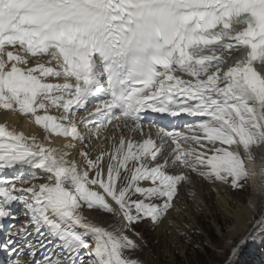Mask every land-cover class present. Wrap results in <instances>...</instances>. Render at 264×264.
<instances>
[{
	"label": "snow or ice",
	"instance_id": "snow-or-ice-1",
	"mask_svg": "<svg viewBox=\"0 0 264 264\" xmlns=\"http://www.w3.org/2000/svg\"><path fill=\"white\" fill-rule=\"evenodd\" d=\"M254 62L264 65V0H0V110L34 122L44 141L80 144L49 147L0 123V174L20 169L0 175V229L12 221L0 239L8 264H143L126 233L161 224L192 176L242 191L258 175L251 149L264 144V75ZM149 110L196 119L183 131L153 124L159 145L150 130L140 142L121 135L92 158L91 137L113 121L143 136ZM259 175L264 188V162ZM85 208L110 214L113 230Z\"/></svg>",
	"mask_w": 264,
	"mask_h": 264
},
{
	"label": "rangeland",
	"instance_id": "rangeland-1",
	"mask_svg": "<svg viewBox=\"0 0 264 264\" xmlns=\"http://www.w3.org/2000/svg\"><path fill=\"white\" fill-rule=\"evenodd\" d=\"M105 140L106 138L102 142L99 141L97 146L103 144ZM262 145L264 146L261 144L256 150L255 148L251 149L256 165L264 159V156L261 157L264 155L263 151L261 153L259 151L263 149ZM241 151L243 153V150ZM129 167H131L130 164ZM256 171L258 175L250 179L251 182L254 179L260 181L262 179L259 169L256 168ZM205 182L212 187H218V184ZM251 182L248 181L242 191H233L223 185L224 188L217 192L214 188L211 189L205 184L192 180L191 185L182 188L180 198L174 202L175 210L169 212L162 222L168 223V226L164 227L161 225L162 223L153 225L144 221L134 225L135 230L140 233L139 237L133 236L131 232L126 233L141 245V249L132 255L143 264H229L230 259L232 264H261L260 257L264 254V222L261 221L264 216V204L259 210L255 208L256 203L254 206L252 204L253 198L256 196V200L264 203V188H262L263 194L262 191L256 193L253 191L255 187ZM197 187L198 190H201L199 193L205 203H201L196 194H189ZM218 193H220L219 196H224L237 210L242 203L240 209L245 206L249 211L254 212L253 220L248 227L239 234H235L232 239H229L232 234V220L227 218L217 205ZM91 214H93L92 217L98 219L94 213ZM99 214L103 213L96 211V215L99 217L98 221L101 220L103 227L113 230L111 225L116 223L114 218L107 213H104L105 216ZM119 223L122 224L123 221L121 220ZM241 239L245 241L243 246L231 258L232 248L240 245ZM261 251L263 252L260 255Z\"/></svg>",
	"mask_w": 264,
	"mask_h": 264
},
{
	"label": "bare ground",
	"instance_id": "bare-ground-1",
	"mask_svg": "<svg viewBox=\"0 0 264 264\" xmlns=\"http://www.w3.org/2000/svg\"><path fill=\"white\" fill-rule=\"evenodd\" d=\"M239 27V26H237ZM29 66H31V64H29ZM261 64H257L256 65V68L260 71V74H262V70H261ZM184 79H191L190 77L188 76H183ZM49 82H52V83H63L62 80L60 81H53V80H50ZM42 114V113H40ZM50 115H53V116H57L59 117L60 115H62V109H56V108H52L49 110V113ZM186 115V114H184ZM17 116L16 114H13V113H9V112H5L4 110H0V123H6V126L9 130H12V129H15L17 131H23L25 133V135H35L36 137H40L41 139L44 138V130L41 129L40 127L36 126L34 122H30V120L26 117H24L20 123L19 121H17ZM173 119V118H172ZM188 119V123H193L194 120L196 118H193L191 116H180V115H177L175 117V121L176 122H183L184 120H187ZM163 121V120H162ZM170 121V120H168ZM117 122V121H115ZM15 123H19V125L15 124ZM118 123V122H117ZM122 123V122H120ZM113 122L111 124H108L107 126L108 127H113ZM161 127V126H159ZM165 128V127H164ZM166 129V128H165ZM151 131V136L152 138L156 141V128H152L150 129ZM149 134V129H146L144 131V135L140 138L139 142L142 141L144 138H147ZM121 135L124 136L125 140L127 141L130 137L132 139H134V135L133 133L129 132V131H121V130H117V132H114L112 133L111 135L108 136V139L107 141L104 143L103 145V151L105 152H108L110 153L111 152V149H112V144H119V140H120V137ZM102 142V141H101ZM138 142V141H137ZM66 143H74V141L71 140V138H66V137H57L56 139H53L49 144H47L49 147H57V148H61L64 144ZM157 145L160 144V140H158L157 142ZM77 145V148L80 147V145L78 143H74ZM100 144V143H99ZM263 146V145H262ZM65 151H72L74 153V157L76 156L77 157V161H79L80 157L78 156V154L76 153V150L75 149H64ZM263 153H264V146H263V149H262ZM261 151V152H262ZM97 154H99V151H97ZM92 155V158H95V154H91ZM244 155V153H243ZM264 155H261V157H263ZM73 157V158H74ZM108 160H109V157L108 156H105L104 160L102 161V166L103 168L105 169V172H106V169H107V164H108ZM264 162V159L261 161L258 162V165H257V169H259V165ZM36 172L38 173V170H36ZM262 178V177H261ZM194 180V179H192ZM251 182V180H249ZM260 180L258 179H254L253 182V186L255 187L253 189L254 192H261L262 191V194H263V190L262 188L260 187ZM224 188L223 185H219L217 187V189L219 190H222ZM205 189V188H204ZM200 190V189H199ZM199 190H198V187L195 188L193 191H191V193H194V195L196 194L197 198H200V201L201 203H205V201L203 200V198L201 197L202 195H200L199 193ZM201 191V190H200ZM225 191V190H224ZM222 192V191H221ZM226 193V192H225ZM255 193V194H256ZM260 194V193H259ZM220 193H218V197L216 198V202H217V205L221 208V211L225 214V216L229 219L232 220V234L229 236V239H232L233 236L235 234H239L240 232L244 231L249 223L253 220V217H254V212H251V210L249 211V209L245 206H242V209L241 208V204L240 203V207L238 208V210L236 208H234L229 202L228 200L224 197V196H219ZM226 195V194H225ZM260 196V195H259ZM264 196V194H263ZM262 196V197H263ZM210 197V196H209ZM229 197V196H228ZM257 196L254 197V201H253V206L254 204L256 203V207L257 210H259L264 203H262V201L260 200H256ZM260 198V197H259ZM252 199V200H253ZM184 205V204H183ZM181 208V207H180ZM193 208V207H192ZM189 211V210H188ZM89 220H92L94 223H97L99 225H102L101 224V220L98 221V219L92 217L93 214H85L83 213ZM98 215V214H97ZM104 216V215H103ZM168 216V215H167ZM91 217V218H90ZM108 219V218H107ZM103 220V219H102ZM261 221L264 222V216L263 218L261 219ZM107 222V221H106ZM112 223V222H111ZM162 226H168V223H162L161 224ZM177 225V224H176ZM103 226V225H102ZM264 242V241H263Z\"/></svg>",
	"mask_w": 264,
	"mask_h": 264
}]
</instances>
